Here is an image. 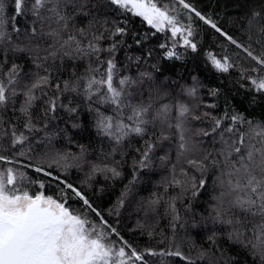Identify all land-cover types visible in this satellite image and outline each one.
<instances>
[{"label": "snow or ice", "instance_id": "1", "mask_svg": "<svg viewBox=\"0 0 264 264\" xmlns=\"http://www.w3.org/2000/svg\"><path fill=\"white\" fill-rule=\"evenodd\" d=\"M196 21L232 47L204 52L205 66L237 71L249 103L264 97V0L238 21L240 39L191 0H0V264H239L229 248L264 264V119L227 99L217 111L221 89L201 99L197 73L183 83V73L168 75L200 51ZM73 130L99 141L95 161ZM165 141L174 157L156 155ZM130 152L133 178L107 216H120L138 173L159 160L162 191L137 209L159 248L134 247L83 190L98 175L121 178ZM84 166L82 185L70 182L68 170ZM210 178L197 215L191 201ZM51 182L55 196L44 191ZM160 216L169 233H157ZM187 225L206 228L205 243L181 237Z\"/></svg>", "mask_w": 264, "mask_h": 264}, {"label": "trees", "instance_id": "2", "mask_svg": "<svg viewBox=\"0 0 264 264\" xmlns=\"http://www.w3.org/2000/svg\"><path fill=\"white\" fill-rule=\"evenodd\" d=\"M194 6L205 14L211 15L224 30L236 36L238 39L242 38L241 32L238 28V21L242 20L244 15L251 9L260 6L261 0H191ZM139 20L136 19L133 22V26L139 25ZM195 27L198 31V42L200 44V51L197 53H187L183 64L176 62L175 66L171 68L168 73L169 76L175 77L177 72L183 73V80L189 81V76L193 73L199 74L202 82L207 86L200 90V97L205 101H212L213 98L207 95V88L217 87L221 89V95L216 101L220 108L217 111H222L225 99L234 103L236 107L245 111V114L253 119H264V97H258L256 102L249 103L251 97L250 93L245 91V88H241L240 84L236 81L239 79V73L237 71H231L228 74H220L211 70L210 67L205 66L203 53L206 51H213L217 55L224 54V46L227 47L228 52L232 51V47L227 45V42L223 40L213 30L204 26L201 22L196 21ZM163 35H157L154 39L149 41L150 44H156L162 42ZM181 51H183L181 49ZM240 83H245L240 81ZM72 135L75 142L88 146L87 159L89 161H95L100 155L101 145L99 141L94 137L91 130L79 133L78 130H73ZM136 146H139L138 144ZM57 147L65 149L71 147V151L79 152V149L75 144L67 146L63 141L57 144ZM166 152L175 154V145L165 141L163 145L157 148L156 155H164ZM134 153H131L125 158V163L121 168L123 173L121 178H109L105 179L103 175L96 176L88 183L91 187H84L83 190L88 194L90 200L97 206L109 219L110 222L119 220L117 227L120 229L121 235L129 241L134 247L142 249L146 246L161 247L156 243L160 239L157 234L153 239H149L147 234H142L138 227V221L144 223V213L138 211V205L141 201L150 197L154 192L162 191L160 188V181L168 175L166 169L160 166V161L156 160L152 169L143 170L137 175V183L133 186L131 193L128 196V200L120 210V216H107V210L111 209L116 203L121 193L124 191L125 186L129 184V181L133 178L132 159ZM116 159H120L119 156ZM27 163V161H23ZM88 168L84 166L82 168L73 167L68 170L67 178L70 182L82 185V182L86 179V172ZM29 175L36 176L35 173L29 171ZM43 178V177H42ZM46 179V178H44ZM45 194L55 196L57 193V187L55 182L50 184L46 183L44 189ZM212 181L209 179L207 189L201 191V193L191 201L192 211L199 215L203 213L207 208L209 201L212 197ZM74 207H79L78 202H72ZM185 205L188 200H185ZM181 214L185 215L181 205ZM163 212V209H160ZM191 213L186 215L190 216ZM159 220L157 226V233L162 229L165 233H169V223L167 218L162 216L157 217ZM210 227V225H209ZM181 237L191 236L198 243H205L204 237L207 235L206 228L193 229L190 225H187L184 230H177ZM229 255L235 256L239 264H253L254 258L235 248H229Z\"/></svg>", "mask_w": 264, "mask_h": 264}]
</instances>
